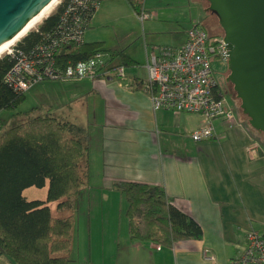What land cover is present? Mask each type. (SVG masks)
<instances>
[{"label":"crops","instance_id":"0c3cea01","mask_svg":"<svg viewBox=\"0 0 264 264\" xmlns=\"http://www.w3.org/2000/svg\"><path fill=\"white\" fill-rule=\"evenodd\" d=\"M95 1L97 6L86 30L95 25L97 7L102 8L112 0ZM155 5L147 6L145 0H141L140 8L149 17L143 21L134 11L143 27L146 20L155 21L152 15L158 16L151 8L159 7ZM171 19L168 39H156L160 32L151 30L154 25L145 27L147 32L137 37L146 64L149 54L156 52L159 46H179L184 41L186 31L180 33L174 28L179 25V19ZM89 39L84 41L89 42ZM129 39L130 35L127 41ZM119 46L109 49L122 52L124 49ZM125 51L133 61L131 50ZM117 60L116 57L114 61ZM127 77L122 83L131 80ZM60 81H73L77 85L89 82L91 91L102 102L96 171L92 169V150L87 138L82 132L75 136L82 138L87 147L88 182L97 174L99 184L93 192L103 203L115 207L114 220L103 223L104 228L112 225L110 229H116L100 247L104 264H113L117 257L124 264H226L243 250L247 229H254L264 238V154L256 155L258 148L249 151L251 143L260 141V137L247 130L246 121L236 110H233V122L223 118L213 120V138L195 142L190 134L204 125L200 115L175 114L164 109L153 111L144 92L121 86V80ZM117 182L161 187L176 208L199 224L200 238L176 241L170 247L131 241L125 216L126 201L114 186ZM206 250L214 260L204 257ZM123 253L125 257L121 256Z\"/></svg>","mask_w":264,"mask_h":264},{"label":"trees","instance_id":"16d2710c","mask_svg":"<svg viewBox=\"0 0 264 264\" xmlns=\"http://www.w3.org/2000/svg\"><path fill=\"white\" fill-rule=\"evenodd\" d=\"M127 1L138 12L141 0ZM67 2L61 0L36 29L26 32L14 45L13 55L6 53L0 57V111L15 109L24 100L25 92H18L3 81L17 53L27 55L48 37L56 36ZM93 13L94 10L87 17L84 32ZM98 52L110 53L113 61L117 57L116 62L123 66L133 62L122 52L105 49L102 42H85L83 37L79 45L57 49L54 66L64 69ZM131 81L135 85L132 88L141 89L139 78L133 77ZM233 110L246 121L247 130L256 133L239 105ZM25 115V120L0 130V253L16 264H69L73 212L77 195L89 177L87 147L82 138L75 136L77 127L67 121L49 113ZM258 142L256 155L264 154V139ZM114 186L126 201L131 241L170 247L176 241L200 238L199 224L176 208L161 187L138 182H117ZM28 188H46L45 199L26 198L24 191Z\"/></svg>","mask_w":264,"mask_h":264},{"label":"rangeland","instance_id":"374dc122","mask_svg":"<svg viewBox=\"0 0 264 264\" xmlns=\"http://www.w3.org/2000/svg\"><path fill=\"white\" fill-rule=\"evenodd\" d=\"M145 4L147 6H159L157 8L151 7L158 15L151 16L156 21V24H153L155 21L152 22L151 20H146L144 22L145 25L143 24L146 28L154 25L151 28L153 31L159 30L160 33L156 39L165 40L170 37L169 22L172 20L171 18L174 19L175 17L179 19L178 22L180 23L178 26L174 25V28L180 33L187 31L191 26L196 24L203 26L211 38H222V29L217 19L202 11L207 7V2L203 0H181L178 2L171 0H145ZM55 5L51 6L43 18L53 13ZM97 9L95 25L85 31L84 39L90 38L89 42H102L105 49L112 48L114 45H120L119 47L124 49L122 51L123 54L126 52L125 50H131L129 54L132 56L133 62L125 66V73L130 78H145V53L143 47H138L136 41H138V36L147 31L144 30L145 27L135 17L134 10L129 2L127 0H112L102 8L98 6ZM160 11H162L161 14ZM43 18L26 32L36 29ZM128 33L132 40L131 43L130 39L127 41L129 37ZM21 37L10 44L9 48L0 54V57L6 54L8 50H12ZM211 67L219 90L225 100V107L234 108V106L239 105V101L234 97L231 85L224 82V77L227 76V61L217 58L211 59ZM120 84L123 87H128L127 82L122 83L121 81ZM226 85L230 88V92L227 90L228 87ZM101 110V99L97 98L91 91L89 82L77 85L73 81L44 80L35 85L31 90L25 92L24 100L15 109L0 111V130H6L12 122L25 120V114L37 116L49 113L57 119L66 120L77 127L78 132L84 133V136L87 138L89 147L92 150V169L96 171L99 168V164L95 161V158L98 155L97 143L99 139L97 136L99 121H101ZM254 135L260 137V141H263L261 135L256 133ZM96 177L97 174L93 176L77 195V205L73 212L74 230L69 264H104L101 260L100 247L103 242L107 241L109 236L116 233L115 227L110 229L112 225H106L104 228L103 223L105 221L106 223L109 221L111 223V220H114L112 216L115 214V207L103 203L100 197L96 196L93 192V189H97V184H99ZM24 196L28 199L43 200L46 197V188H28L24 191ZM121 256L125 257L126 254L123 253ZM0 264L16 263L3 253H0ZM113 264L124 263L120 262L119 257H117Z\"/></svg>","mask_w":264,"mask_h":264},{"label":"built area","instance_id":"2783aa9c","mask_svg":"<svg viewBox=\"0 0 264 264\" xmlns=\"http://www.w3.org/2000/svg\"><path fill=\"white\" fill-rule=\"evenodd\" d=\"M60 2H55L53 10ZM96 6L95 0H68L60 16L56 36L48 37L45 43L32 48L27 55L18 52L3 81L18 92H26L44 79L127 80L124 66L113 61L111 54L106 52H98L92 58L64 69L54 66L53 55L57 49L82 43L87 17ZM135 13L140 21L149 18L142 8ZM222 45L221 37L211 38L200 25L195 24L186 31L181 45L159 46L156 52H151L145 66L146 77L139 79L140 90L149 97L153 111L164 109L175 114L190 113L203 117L204 125L190 134L195 142L214 137L213 120H235L233 108L225 107L211 67V59L226 60L222 54L227 50ZM7 54L13 55V49ZM127 83L129 88L135 86L131 80ZM259 147V142L254 140L249 151L254 152ZM204 257L214 260L208 250ZM226 264H264V238L254 229H247L243 250Z\"/></svg>","mask_w":264,"mask_h":264},{"label":"water","instance_id":"95a60500","mask_svg":"<svg viewBox=\"0 0 264 264\" xmlns=\"http://www.w3.org/2000/svg\"><path fill=\"white\" fill-rule=\"evenodd\" d=\"M49 0H0V48ZM222 29L229 82L249 127L264 139V0H203Z\"/></svg>","mask_w":264,"mask_h":264},{"label":"bare ground","instance_id":"6f19581e","mask_svg":"<svg viewBox=\"0 0 264 264\" xmlns=\"http://www.w3.org/2000/svg\"><path fill=\"white\" fill-rule=\"evenodd\" d=\"M57 0H49L47 4L42 8V10L25 26V28L16 36L11 38L8 42H6L1 48H0V54L7 50L13 42H15L19 37H21L30 27H32L35 23H37L41 18L44 17V15L47 14V11L51 8L53 4H55Z\"/></svg>","mask_w":264,"mask_h":264},{"label":"flooded vegetation","instance_id":"af4514ba","mask_svg":"<svg viewBox=\"0 0 264 264\" xmlns=\"http://www.w3.org/2000/svg\"><path fill=\"white\" fill-rule=\"evenodd\" d=\"M205 8H206V7H205ZM202 11H203V10H202ZM205 13H207V12L205 11ZM208 15L214 17V16L211 15L210 13H208ZM227 74H228V71H227ZM224 82H225L226 84H227V83L230 84L229 82H226V77H224ZM225 83H224V84H225ZM226 87H228V85H226ZM228 88H229V87H228ZM228 88H227V90L230 92V88H229V89H228Z\"/></svg>","mask_w":264,"mask_h":264}]
</instances>
